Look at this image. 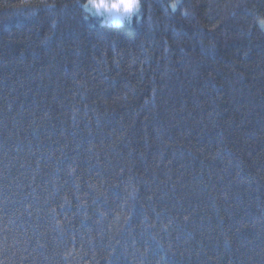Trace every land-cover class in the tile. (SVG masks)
Instances as JSON below:
<instances>
[{"label":"trees","instance_id":"trees-1","mask_svg":"<svg viewBox=\"0 0 264 264\" xmlns=\"http://www.w3.org/2000/svg\"><path fill=\"white\" fill-rule=\"evenodd\" d=\"M0 0V264H264V0Z\"/></svg>","mask_w":264,"mask_h":264},{"label":"clouds","instance_id":"clouds-1","mask_svg":"<svg viewBox=\"0 0 264 264\" xmlns=\"http://www.w3.org/2000/svg\"><path fill=\"white\" fill-rule=\"evenodd\" d=\"M140 0H88V10L101 17L133 16Z\"/></svg>","mask_w":264,"mask_h":264},{"label":"rangeland","instance_id":"rangeland-1","mask_svg":"<svg viewBox=\"0 0 264 264\" xmlns=\"http://www.w3.org/2000/svg\"><path fill=\"white\" fill-rule=\"evenodd\" d=\"M84 6H85V9L88 11V12H90V13H92V14H96V15H98L97 13H95L94 11H90V10H88V1L84 4ZM138 12V11H137ZM137 12H135L134 13V15L137 13ZM99 16V15H98ZM101 17V16H100ZM102 18V21L103 22H105V23H109V24H113V25H121L122 23H124L125 21H130L132 18H133V16H131V18L129 19V18H125L121 23H115L114 21H112L111 19H107L106 17H101Z\"/></svg>","mask_w":264,"mask_h":264},{"label":"snow or ice","instance_id":"snow-or-ice-1","mask_svg":"<svg viewBox=\"0 0 264 264\" xmlns=\"http://www.w3.org/2000/svg\"><path fill=\"white\" fill-rule=\"evenodd\" d=\"M139 7L140 6H138L137 8H136V10H135V12H137L138 10H139ZM107 19H111L112 21H114L115 23H121L125 18H131V16H118V15H116V16H108V17H106Z\"/></svg>","mask_w":264,"mask_h":264}]
</instances>
